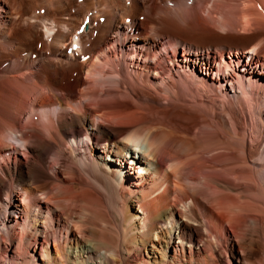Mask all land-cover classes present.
Wrapping results in <instances>:
<instances>
[{
	"label": "bare ground",
	"instance_id": "1",
	"mask_svg": "<svg viewBox=\"0 0 264 264\" xmlns=\"http://www.w3.org/2000/svg\"><path fill=\"white\" fill-rule=\"evenodd\" d=\"M94 1L109 17L104 25L89 29L95 40L92 46L77 33L74 38L80 44L68 53L67 42L77 26L73 20L59 19L57 29V23L50 22L52 11L28 14L30 7L37 8L34 1L25 11L20 0H0V87L17 84L20 88L19 97L8 96L0 111V147L18 151L0 160V259L9 256V264H264V157L258 158L257 145L245 144L244 138L242 153L235 151V145L232 148L231 139L240 138L238 129L223 135L217 124L211 135L214 141L209 140L204 131L207 115L197 100L196 104L187 97L194 88L217 94L222 79L229 77L219 74L226 62L225 50L231 56L234 47L215 45L213 50L171 35L164 42V30L171 34L174 29L173 10L155 15L149 8V30L140 33L139 27L127 22L137 24L143 6L139 0ZM244 2L248 8L253 5ZM214 4L207 6L211 17H216ZM245 8L244 29L252 24L253 14ZM17 16L19 21L32 18L33 30L11 34L9 23L18 22ZM42 25L48 39L54 34L44 42L51 56L39 54L33 59L34 50L29 49L30 56L22 57L20 53L38 39ZM247 42L248 47L242 51L235 47L236 52L259 54L264 27ZM179 46L186 64L174 71L171 64L178 60ZM190 61L204 66L208 76L191 69ZM248 65L250 72L232 70L240 91L247 89L248 74L251 88L264 90V60ZM34 82L46 88L39 105L57 108L32 111L23 123L26 97L38 88ZM221 92L234 109L229 91ZM99 144L108 158L99 154ZM19 154L27 160L11 162ZM127 160L140 164L147 160L142 169L161 179L147 198L133 195L124 201L118 225L110 229L108 216L101 217L95 195L86 189L89 185L79 187L81 183L74 179L82 170L89 177L94 173L107 181L115 197ZM61 166L70 174L66 178H72H62ZM50 180L66 181L68 187H63L65 194H47L49 203L44 205L36 196L46 193L42 190ZM12 206L23 221L11 223Z\"/></svg>",
	"mask_w": 264,
	"mask_h": 264
},
{
	"label": "rangeland",
	"instance_id": "2",
	"mask_svg": "<svg viewBox=\"0 0 264 264\" xmlns=\"http://www.w3.org/2000/svg\"><path fill=\"white\" fill-rule=\"evenodd\" d=\"M20 1H21L22 5H25L24 6L25 11H27L26 8L28 7L29 2L34 1L35 5H37V4L39 5V6L37 5L36 6L37 8H35L34 10H33V7H30V10L28 12V14L30 16L32 14L33 15H42L43 13L46 14V13H49L52 11L53 14H52L51 18H53L54 20L52 19L50 22H52V24H54V25L57 23V27H55L57 29L59 28V21H60L59 19L62 20V19L66 18V19L73 20V22L77 26L75 29H73L74 34H72V36L68 40L67 45L69 46V48L74 47V49L80 44V42H78V40H75V38H74V36L77 33L83 34V39L85 41H87L86 44L89 45L88 47L92 46V44L94 43L95 40L93 37V32H88L89 29L91 28V26H93L95 24L101 23L100 25H104L103 23L106 22L108 17H109V16H107L106 13H104L98 9L94 0H70L69 5L66 4V2L63 0H60L61 3L58 0H50V1L49 0H20ZM87 1H89V2L91 1V2L89 3ZM139 1L143 6H142L141 10L139 11V16H138L139 19H137V24L135 23V21H132V20H131L132 24L130 22H128L129 20L127 22L129 25H135L136 27H139L138 30L136 29V31H139L140 33H144L145 31L147 32L149 30V27H150L149 22H148L150 20L148 18L149 8L152 9V11L155 15L157 12L159 13L160 11H162L160 13L163 14L164 11L169 9V10H173L171 12L174 15L175 23H174V29L171 31L169 30L171 34H169L168 31L164 30L165 34H162V36L165 38L164 42L167 41V39L172 36L171 38H176V39L178 37H183L184 39H186L189 42L198 43L200 46L212 47L213 50L215 49V45L216 46L217 45H230V46L234 47L235 52L231 56H229L230 50L229 49L225 50V59H226L225 63L229 64L230 68L228 69L226 67V64L222 63L223 71L221 70V73H219V74H221L222 76L227 74V75H229V77H228L227 81L222 79L221 83L219 84V89L217 92V94L219 96L209 88H207L208 89L207 91H205V90L202 91V90H198V89L194 88L195 91L194 90L193 91L196 95L193 93V91H192V94L191 93L188 94L190 92V91H188L187 97L189 99H191L192 101H194L196 104L198 101V107L203 109L202 111H204L205 114L207 115V125L208 126L206 125L207 128L204 129L205 134L208 133L209 135L208 134L207 135L211 136L213 134L214 130L218 127V125H220L219 126L220 129H218V130L220 131V133H222V134L224 133L223 135H225L227 133H233L234 131H237V129H238L237 133L239 134L238 137H240V138H236V139L230 138L232 141L231 146L233 145L232 148L235 145V147H236V149L234 148L235 151H238L237 153H242V148H243L242 144H244V141H243V138H244L245 144L251 143L255 146L257 145V147L260 145L258 148L256 147V153H258L257 154L258 158H260L262 160V158L264 157V100H263L264 99V95H263L264 90L262 88H259V87L252 89L250 84H249L251 74H248V78H245V81H244L247 89L244 92L240 91L241 89H240L239 84H238V77H236V75H232V73H233L232 70L238 71V72L241 71V73H242V70L247 69V71L250 72L251 66L248 65V62L251 61L253 63V65L256 66L257 64H259L260 60H264V46L262 48H260V50H259L260 53L258 52L259 54L255 53L254 55H252L250 53L248 54L247 52L246 53L240 52V54H239L236 52V48H235V47H237V48L242 47V49H240L242 51L243 48L248 47L250 45V43L247 41H249L250 37L255 36L257 34V32L259 31L260 27L261 28L264 27V19H263L264 18V9L261 8L262 5L264 6V0H245L247 2L248 6H250L251 3L253 4L251 7H249V8H251L250 10L247 7V5L245 4L244 0H233V1L230 0V2H229V0H215V1L214 0H139ZM213 1L215 2V4ZM248 1H249V3H248ZM210 2H211V4L213 3L215 5V8L213 9V13L216 14V17H214V16L211 17L207 12V6ZM257 3H259L260 5L258 6ZM90 4L92 7L91 6L88 7V5H90ZM216 4H217V6H216ZM94 7L96 9H98V11ZM245 7H247V8H245ZM60 8H62V9H60ZM242 8L243 9L245 8L246 12L248 11L247 13L251 12L250 14H252V13L254 14V15L253 14L251 15L252 18L250 17L252 19V24L250 25V27L248 26L250 29L248 27H245V29H244L243 23L241 22L243 19L242 14L245 13V10H243ZM42 9H44V11ZM23 11H21V12L23 13ZM21 12H19V16H20V14H22ZM260 12L262 13V15L260 14ZM257 13H259L261 16H259V14H257ZM241 15H242V17H241ZM19 16L15 17V19H17V20L20 19L21 16L20 17ZM67 16L69 18H67ZM88 16H89L90 23L88 24L86 31L80 32L79 28H80L81 24L84 22L85 18H87ZM101 16H105V19L103 21H101L99 19ZM106 17H107V19H106ZM222 17H223V19H222ZM212 18H214L213 19L214 21L211 20ZM56 19H58V21H56ZM200 19L204 20V23H203V21L201 22ZM15 22L9 23L10 33L14 34V35L17 34V36L21 35L25 31H27V32L32 31L34 28L33 25L35 24V22H33L32 18H28L27 21H25V19L23 21L18 20L19 23L16 22L18 24H15ZM201 23H203V24H201ZM205 25H206V27H205ZM201 26H203V27H201ZM39 33H40V35L37 34L38 39L37 40L35 39V41L31 44L32 47L28 48L27 50H24V52L20 53V54H22L21 55L22 57H29L30 56L29 55V49L34 50L33 56H31V58H33V59H38L39 56L42 54H46L47 56H51V53H49V52H51V50L48 49V48H50V46L45 45L44 42L45 41H51L52 36L54 34H52V36L50 35V38L48 39L47 31H46V28L44 27V25H42L40 27ZM91 33H92V35H91ZM37 36H35V37L37 38ZM95 36H96V34H95ZM75 42L78 44H75ZM244 43L246 45H244ZM44 47H45V51H44ZM169 49H171V48L169 47ZM69 50L70 49H68V53H70ZM178 54H179V57H178V60L176 61V63L171 64V66L174 68V71L176 69L177 70L179 69V64L180 65L186 64V62L184 61V56H183V49L180 46L178 49ZM13 57H15V55ZM217 59L222 61L220 59V57H218ZM10 62L12 63V60H10ZM167 63H169V62H167ZM3 64L7 65L8 62H4ZM188 64H190L191 69H197V70L199 69L198 70L199 74L203 75L204 77L208 76L203 71L204 66H202V68H201V66L199 64L192 62V61L188 62ZM212 65H213L214 71H218L219 67L215 63H211V66ZM15 72L19 73L18 71H15ZM213 73L214 72H212L211 77H213V75H214ZM11 74H12V72H11ZM83 76L86 77L87 74H85V75L83 74ZM177 77H178V75L176 76V78ZM7 78H9V76L4 78V80H6ZM251 79H253V78H251ZM64 81L67 82V79H65ZM254 81H256V80H254ZM34 83L38 88L29 97H26L27 109H26V112L21 115V119L23 120V123L26 122V119L31 115L32 111L37 110V112H38V110H39L41 112L44 108H47L50 106L52 108H55V109L57 108V105H55V104L39 105V104L43 103V94H44L43 92L45 91L46 88L44 86H40L39 83H37V82H34ZM63 83L64 82H62V84ZM232 84H233L234 88H232ZM64 86H65V84H64ZM83 88L84 87H82L81 89H83ZM19 89L20 88L17 84H15V85L10 84L9 86L0 87V111L3 110L4 100L8 96L19 97V94H18ZM221 89L224 91H229L230 95L227 98H229V97L232 98L233 102L235 103L234 109H232V107L230 105H228L226 98H223V94L221 92ZM235 89H237V91H235ZM11 91H14V92H11ZM219 91H220V93H219ZM220 97H222V98H220ZM221 99L222 100L224 99V100L222 101ZM233 129H234V131H233ZM83 135H84L83 139H86L85 134H83ZM212 136H211V138L210 137H208V138H209V140L214 141V138ZM12 141L14 142V145L17 146L16 141H14V140H12ZM101 145L102 144H99V148ZM11 152H12V156H15L14 152H18V151L16 148H13V147H11L9 149H4V148L2 149L0 147V160H4V156H8V154ZM99 154H102L103 156H106L107 158L109 157V154L107 155L106 151L105 152L103 151V147H101L99 149ZM262 155H263V157H262ZM20 159L23 161H26L27 157L25 155L19 154V156L14 157L11 160V162L12 161L13 162L19 161ZM136 160H138V159L136 158ZM136 160H135V162L130 161V160L126 161L125 172L123 175L124 179H122L120 184H118L119 190H118L115 197L112 196V194H111L112 192L109 189V185H108L107 181H105V179H103V178H101V179L98 178V176L94 173L93 174L90 173L91 176L89 177V176H87L88 172H86V171L84 172L82 170V173L85 175L84 176H83V174L79 175V176L77 175L76 179H74V181L81 183L78 185L79 187L83 183H84V185H83L84 187L82 186L83 188H85L87 185H89V187L87 186L88 188H86V189H89L90 191H92L93 195H95L94 198L95 197L96 198L93 201H94L95 207H97V211L99 212V214H101V217H103V215L105 218H106V216H108L107 221L109 222L110 229L111 228L114 229L118 225V222H119L118 213H119V211H121V208H122L124 201L128 202L133 195H140L141 198H145V197L147 198L148 194L151 195L152 187L154 185H158L160 183V179H161L160 175H156L155 173L147 172L146 170L142 169L144 166H146L147 160H145V164H140L141 162L136 163ZM47 165H48V163H47ZM116 165H118V164H116ZM166 170H168V168ZM60 171H61L60 175L62 176V178H65L66 180L69 178H72V176H70L69 178H66V176L68 177L70 174H68L66 172V170L63 169L62 166L60 168ZM168 172H172V169L170 168V170H168ZM163 173H165V171H162L161 175H163ZM92 175L93 176L96 175V176L93 178ZM85 178L88 180L90 178V184H86ZM83 179H85V181ZM94 179H96V180H94ZM53 180H50L51 182L49 181V183L42 190V191H46V193L40 191L36 196V197H38V199L42 203H44V205H47L49 203L48 199H47L48 198L47 194H51V193L55 194L53 196L50 195L52 197H55V196H59V194H60L59 192H61V194L66 193L65 189H66V187H68L66 181L62 182L61 180L60 181L59 180L53 181ZM91 183H93V184H91ZM173 185L174 184L171 185V188L174 191L175 185H174V188H173ZM62 189H64V190L59 191ZM55 191H57V192H55ZM56 193H58V195ZM18 197H19V195H17V198ZM17 202H20V200L17 199ZM12 207L13 208H11L9 210V214L11 217V223H17L18 219H19V221H20V219H21V221H23L24 220L23 216L17 217V216H20V212L18 211V209L15 208V206H12ZM17 212H19V213H17ZM2 220H3V217L0 215V222H2ZM11 223L9 222V224H11ZM0 227H3L2 223L0 224ZM73 228L78 233V235H80L79 229H77L75 226H73ZM38 251L39 250L37 249V254H38ZM8 262H9V256H2L1 257L0 264H9Z\"/></svg>",
	"mask_w": 264,
	"mask_h": 264
}]
</instances>
